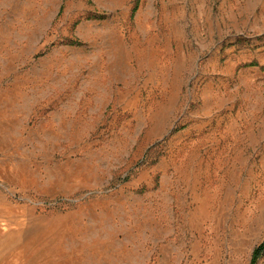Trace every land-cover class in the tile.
I'll return each mask as SVG.
<instances>
[{
	"label": "rangeland",
	"instance_id": "1",
	"mask_svg": "<svg viewBox=\"0 0 264 264\" xmlns=\"http://www.w3.org/2000/svg\"><path fill=\"white\" fill-rule=\"evenodd\" d=\"M263 240L264 0H0V264Z\"/></svg>",
	"mask_w": 264,
	"mask_h": 264
},
{
	"label": "trees",
	"instance_id": "2",
	"mask_svg": "<svg viewBox=\"0 0 264 264\" xmlns=\"http://www.w3.org/2000/svg\"><path fill=\"white\" fill-rule=\"evenodd\" d=\"M136 11V8L133 9V12L132 13H135ZM97 19H102L103 17H96ZM70 45L72 46H76V47H79L82 45L81 42L79 41H71L69 43ZM251 66H257L256 64H251ZM264 256V240L262 241V243L260 245H258L253 253H252V256H251V261H250V264H257L258 261Z\"/></svg>",
	"mask_w": 264,
	"mask_h": 264
}]
</instances>
